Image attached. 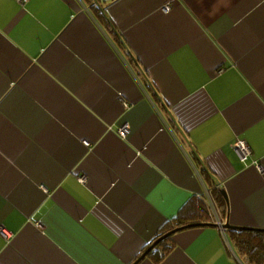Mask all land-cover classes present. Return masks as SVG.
Here are the masks:
<instances>
[{"label": "crops", "instance_id": "1", "mask_svg": "<svg viewBox=\"0 0 264 264\" xmlns=\"http://www.w3.org/2000/svg\"><path fill=\"white\" fill-rule=\"evenodd\" d=\"M105 1L0 0V264H133L194 198L212 224L139 264H243L224 225L264 230V0Z\"/></svg>", "mask_w": 264, "mask_h": 264}, {"label": "trees", "instance_id": "2", "mask_svg": "<svg viewBox=\"0 0 264 264\" xmlns=\"http://www.w3.org/2000/svg\"><path fill=\"white\" fill-rule=\"evenodd\" d=\"M84 2L96 18L106 17L103 10L104 2H106L105 0H84ZM106 21L110 27L113 25L112 22L108 20ZM202 174L211 187V194L215 198V202L221 215L225 217L227 213L226 198L215 181H213L212 175L209 171L204 169ZM211 221L212 218L205 198H194L189 204H187L178 217L174 218L171 223L164 227L156 240L176 228L192 224H199L201 225L199 227H203L211 225ZM226 232L243 264H264V230L243 231L229 229L226 230ZM173 249L174 246L171 242V237H167L156 246L153 252H151V256L156 258L157 263H160Z\"/></svg>", "mask_w": 264, "mask_h": 264}, {"label": "water", "instance_id": "3", "mask_svg": "<svg viewBox=\"0 0 264 264\" xmlns=\"http://www.w3.org/2000/svg\"><path fill=\"white\" fill-rule=\"evenodd\" d=\"M172 121L174 122V119L172 118ZM212 178H213V180H215L216 181V178L215 177H213L212 176ZM223 195H224V197L227 199V196H226V193L223 191ZM199 226H201V225H199V224H192V225H188V226H184V227H180V228H176V229H174V230H172V231H170V232H168V233H166L165 235H163L161 238H159L158 240H156L153 244H152V246H151V248L144 254V255H142L135 263H133V264H139L147 255H148V253L149 252H151L152 251V249H154V248H156V246L162 241V240H164L165 238H167V237H171L173 234H175L176 232H179V231H181V230H185V229H188V228H194V227H199ZM224 228L226 229V230H229V229H237V230H243V231H254V230H260V229H253V228H242V227H236V226H232L230 223H229V220L226 222V224L224 225Z\"/></svg>", "mask_w": 264, "mask_h": 264}, {"label": "built area", "instance_id": "4", "mask_svg": "<svg viewBox=\"0 0 264 264\" xmlns=\"http://www.w3.org/2000/svg\"><path fill=\"white\" fill-rule=\"evenodd\" d=\"M22 6H24L28 0H17ZM129 129L128 125H125L124 127H122L119 132L124 135L127 130ZM235 151L237 152L240 160L243 163H246L252 156V149L251 147L245 142V141H237L236 145H235ZM216 222L218 224H221V222L218 221V219H216ZM220 227H222V225H219ZM2 234L6 236V233L2 231Z\"/></svg>", "mask_w": 264, "mask_h": 264}]
</instances>
